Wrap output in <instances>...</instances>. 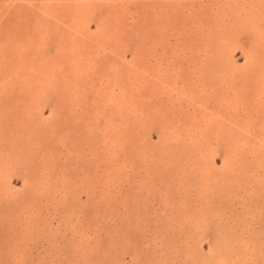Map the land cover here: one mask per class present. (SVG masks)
<instances>
[{
    "label": "rangeland",
    "instance_id": "rangeland-1",
    "mask_svg": "<svg viewBox=\"0 0 264 264\" xmlns=\"http://www.w3.org/2000/svg\"><path fill=\"white\" fill-rule=\"evenodd\" d=\"M0 264H264V0H0Z\"/></svg>",
    "mask_w": 264,
    "mask_h": 264
}]
</instances>
